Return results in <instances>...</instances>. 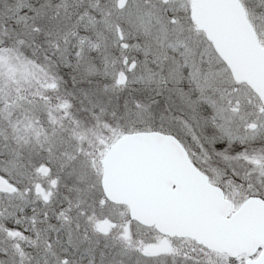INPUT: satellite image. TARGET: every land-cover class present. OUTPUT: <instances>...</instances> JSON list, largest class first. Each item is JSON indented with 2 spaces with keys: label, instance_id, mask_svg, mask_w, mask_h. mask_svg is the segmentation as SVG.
I'll return each instance as SVG.
<instances>
[{
  "label": "snow or ice",
  "instance_id": "1",
  "mask_svg": "<svg viewBox=\"0 0 264 264\" xmlns=\"http://www.w3.org/2000/svg\"><path fill=\"white\" fill-rule=\"evenodd\" d=\"M0 264H264V0H0Z\"/></svg>",
  "mask_w": 264,
  "mask_h": 264
}]
</instances>
